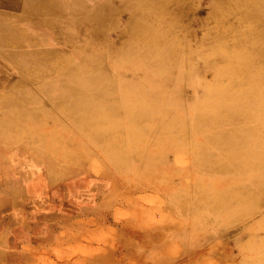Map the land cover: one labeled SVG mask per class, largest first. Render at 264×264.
Segmentation results:
<instances>
[{
	"label": "bare ground",
	"instance_id": "bare-ground-1",
	"mask_svg": "<svg viewBox=\"0 0 264 264\" xmlns=\"http://www.w3.org/2000/svg\"><path fill=\"white\" fill-rule=\"evenodd\" d=\"M189 1L0 0V151L16 141L26 148L36 144L38 153L50 152L57 162L66 147L59 134L46 132L53 110L61 113L59 122L72 119L102 149L108 169L126 177L137 171L142 155L156 167L158 160H146L141 144H152L154 136L174 141L192 156L198 177L168 194L184 224L170 238L204 243L208 256L219 254L215 240L226 238L246 255L242 264H264V0H210L203 40L185 47L172 11ZM125 13L128 22L116 24ZM111 29L126 39L117 48L109 43ZM131 69L147 81L177 77L196 96L187 103L164 96L127 80ZM158 115L163 119L156 123ZM40 119L47 124L30 128ZM228 181L238 184L225 188ZM3 185L0 211L21 194L3 191ZM190 235L199 242L187 240ZM243 240L249 243L242 246ZM186 252L192 255L190 248Z\"/></svg>",
	"mask_w": 264,
	"mask_h": 264
},
{
	"label": "rangeland",
	"instance_id": "rangeland-1",
	"mask_svg": "<svg viewBox=\"0 0 264 264\" xmlns=\"http://www.w3.org/2000/svg\"><path fill=\"white\" fill-rule=\"evenodd\" d=\"M170 7L173 9L175 5ZM212 12L210 0H190L177 13L172 11V16L178 20L176 35L185 47L200 45ZM128 20V13L115 17L118 25H125ZM107 35L114 48L126 41L117 37L115 29L109 30ZM53 42L52 46L58 47ZM197 66L202 70L201 64ZM128 74L127 80L156 87L164 96H182L185 103L196 96L194 89L180 84L177 77L152 76L147 81L139 70L131 69ZM177 75L179 73H174ZM60 115L58 110H53L48 124L40 119L29 126L47 124L46 132L55 131L61 136L70 159L62 149L58 156L53 154L58 160L53 162L50 152L41 155L36 144H28L30 147L26 148L18 141H12L7 149L0 151L3 191L15 188L21 193L15 196L12 205L0 211V240L4 239L0 251L2 260H8L5 263L155 264L156 255L164 264H242L246 255L233 244L225 243L226 238L215 240L222 247L214 256L204 255V243L194 246L177 236V239L170 238L172 233L183 232L184 224L169 207L168 194L192 186L193 179L198 177L192 156L184 147L179 148L174 141L151 137L153 143L141 144L140 148L145 149L146 160L149 157L152 161L158 160L153 162L156 167H148L142 155L138 158L137 171L126 177L108 169L102 149L76 130L72 119L59 122ZM162 119L163 116L158 115L156 123ZM43 133L44 130H40L38 134L45 136ZM51 142L52 137L47 143ZM85 151L91 155L82 157ZM75 158L79 159L74 162L77 165H71ZM228 182L224 187L238 184ZM199 239L190 235L187 240L199 242ZM164 240L167 243L162 247ZM247 243L246 240L241 242L242 246ZM189 248L192 255L188 256ZM198 254L200 257H193ZM147 255L151 258H146Z\"/></svg>",
	"mask_w": 264,
	"mask_h": 264
},
{
	"label": "crops",
	"instance_id": "crops-1",
	"mask_svg": "<svg viewBox=\"0 0 264 264\" xmlns=\"http://www.w3.org/2000/svg\"><path fill=\"white\" fill-rule=\"evenodd\" d=\"M3 240H4V239H1V240H0V244L3 243ZM1 253H2V252L0 251V264H3V262H4V263H5V262H8V260H5L6 258L2 260V258H1ZM7 254H8V253H7ZM6 257H9L10 259H12V261H15V259H14L11 255H7ZM1 261H2V262H1ZM9 262H10V264H12L11 261H9ZM5 264H7V263H5Z\"/></svg>",
	"mask_w": 264,
	"mask_h": 264
}]
</instances>
